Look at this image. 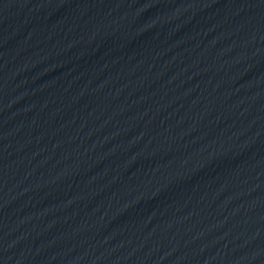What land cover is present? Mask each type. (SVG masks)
I'll return each instance as SVG.
<instances>
[{"label": "water", "instance_id": "1", "mask_svg": "<svg viewBox=\"0 0 264 264\" xmlns=\"http://www.w3.org/2000/svg\"><path fill=\"white\" fill-rule=\"evenodd\" d=\"M0 264H264V0H0Z\"/></svg>", "mask_w": 264, "mask_h": 264}]
</instances>
